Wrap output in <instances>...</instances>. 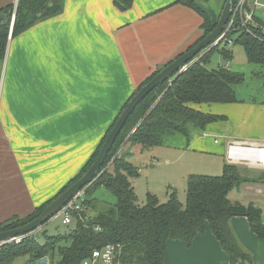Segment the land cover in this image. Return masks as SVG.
I'll return each mask as SVG.
<instances>
[{
    "label": "crops",
    "instance_id": "1",
    "mask_svg": "<svg viewBox=\"0 0 264 264\" xmlns=\"http://www.w3.org/2000/svg\"><path fill=\"white\" fill-rule=\"evenodd\" d=\"M20 1L0 0V10ZM195 2L217 22L226 0ZM202 21L174 0H134L126 11L113 0H65L61 14L10 36L0 60V222L31 214L74 179L139 85L204 35ZM194 107L227 118L195 130L189 145L174 133L163 146H192L225 162L232 142L264 144V101ZM230 224L253 264H264V239L247 217ZM227 260L208 228L191 246L168 240L163 264Z\"/></svg>",
    "mask_w": 264,
    "mask_h": 264
},
{
    "label": "trees",
    "instance_id": "2",
    "mask_svg": "<svg viewBox=\"0 0 264 264\" xmlns=\"http://www.w3.org/2000/svg\"><path fill=\"white\" fill-rule=\"evenodd\" d=\"M174 1L193 8L203 19L201 27L204 35L189 50L207 36L217 22H213L195 0ZM113 2L117 8L126 11L134 0ZM64 5L65 0H23L16 9L14 5L1 9L0 12H5L10 18L15 11L16 18L11 34L10 27H0V60L5 56L10 36L15 37L34 24L61 14ZM254 33L240 28L234 36V43L244 47L250 63L264 66V32L255 30ZM218 47L216 45L204 51L173 82H164L137 106L111 148L102 173L86 187L84 208L76 214L68 233L55 236L45 234L47 240L44 243L32 236L20 243L6 244L0 247V264H11L21 256L38 260L51 255H58L51 264H79L94 249L107 244L119 246L118 259L124 264H163L168 240L179 239L191 246L194 238L208 228L227 253V264H253L251 253L241 245L230 224L233 216L247 217L251 230L264 239L261 209L254 203L243 204L229 198L233 189H239L247 181L241 175L239 165L225 161L223 172L218 176L188 175L185 205L171 187L166 201L148 192L146 201L140 204L133 185L140 169L128 160L131 156L128 150L130 146L138 145L142 150L153 149L162 145L168 135L181 133L189 139L194 130H204L210 123L226 120V116L194 107L203 103L238 101L235 88L244 80V76L220 64L216 68L208 67L210 54ZM219 51L226 59L232 57L231 47L223 46ZM173 60L157 68L135 93ZM122 110L81 172L54 198L91 167ZM101 187L116 197L114 203L97 196ZM53 199L36 207L25 217L14 216L0 222V232L32 221ZM62 240L66 244L57 246Z\"/></svg>",
    "mask_w": 264,
    "mask_h": 264
},
{
    "label": "rangeland",
    "instance_id": "3",
    "mask_svg": "<svg viewBox=\"0 0 264 264\" xmlns=\"http://www.w3.org/2000/svg\"><path fill=\"white\" fill-rule=\"evenodd\" d=\"M13 13H15V11ZM222 47L223 45L220 44L219 47L210 54L208 67L216 68L219 64L222 66L228 64L231 70L239 72L244 76V80L235 88L237 97L246 102H263L264 66L250 63L247 59L244 47L239 43L230 45L233 50L230 59H226L221 55L219 50ZM214 104L203 103L201 105H205V107L209 105L212 107ZM196 134L202 135L203 132ZM173 136L185 138V145H189L188 142L191 141L187 140L186 136L183 134H174ZM215 138L216 137L211 136L206 138V141L214 145ZM176 145L175 147L162 145L147 150H142L138 145L128 147L131 153L128 160L140 169L139 176L135 177L133 180V185L140 204L146 201L148 192L156 194L161 201H166L168 192L172 188V190L176 192L180 202L185 205L188 175L202 174L218 176L222 174L224 164L223 156L210 152L201 153L191 149L194 148L192 146H190L191 148H182L178 146L179 144ZM236 164L241 167L240 173L242 176L246 177L247 181L242 183L241 188L233 189L229 194V198L232 201H239L243 204H248L249 202L254 203L261 209L262 220L264 222V169L247 164ZM259 188L263 189L262 192H258ZM97 196L106 202L114 203L116 201V197L104 187L98 190ZM70 228L71 226L62 224L60 218H56L49 220L41 229L37 230L35 234L36 238L41 243H44L47 240L46 235H64L69 232ZM65 244L66 241L62 240L57 243V246ZM57 257L58 255L54 257H52V255L49 256L50 264L54 259H57ZM27 259H29L28 256H21L11 264H24Z\"/></svg>",
    "mask_w": 264,
    "mask_h": 264
},
{
    "label": "water",
    "instance_id": "4",
    "mask_svg": "<svg viewBox=\"0 0 264 264\" xmlns=\"http://www.w3.org/2000/svg\"><path fill=\"white\" fill-rule=\"evenodd\" d=\"M237 1L238 0H226L215 28L194 47L174 59L167 66L163 67L160 72H158L130 98L114 126L107 134L97 158L91 167L66 190L54 198L38 217L25 225L0 232V243L9 240L12 237L28 234L41 229L63 206L73 199L82 189L89 186L96 178H98L102 173V168L111 148L137 106L158 86L166 81L173 82L185 70L187 65L200 58L204 51H207L216 45V41L223 33ZM14 23L15 19H13V15L10 18L5 12H0V27H10L11 34ZM24 264H49V258L48 256H44L36 261L27 259Z\"/></svg>",
    "mask_w": 264,
    "mask_h": 264
},
{
    "label": "built area",
    "instance_id": "5",
    "mask_svg": "<svg viewBox=\"0 0 264 264\" xmlns=\"http://www.w3.org/2000/svg\"><path fill=\"white\" fill-rule=\"evenodd\" d=\"M13 19H15V13H13ZM240 28L246 29L253 34H255V30L264 32V2L261 0H238L223 33L216 41V45L222 44L230 47L231 44H234V36ZM226 67L230 69L228 64ZM241 147L251 149L252 155L236 153L237 148ZM226 159L233 164H247L264 169V144L232 142L228 145ZM85 192L86 188L82 189L52 219L60 218L62 224L66 226L73 224L76 214H79L84 208ZM35 233L36 231L12 237L1 242L0 247L10 243H20L23 239L32 236L36 237ZM118 252V245L107 244L101 248L94 249L79 264H124L118 259Z\"/></svg>",
    "mask_w": 264,
    "mask_h": 264
},
{
    "label": "bare ground",
    "instance_id": "6",
    "mask_svg": "<svg viewBox=\"0 0 264 264\" xmlns=\"http://www.w3.org/2000/svg\"><path fill=\"white\" fill-rule=\"evenodd\" d=\"M251 149H249V148H237V151H236V153H240L241 155H245V154H249V155H252V153H251Z\"/></svg>",
    "mask_w": 264,
    "mask_h": 264
}]
</instances>
